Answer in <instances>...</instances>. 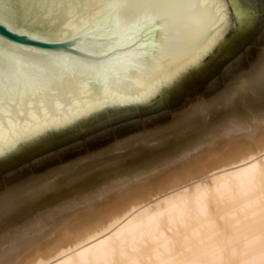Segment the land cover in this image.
Here are the masks:
<instances>
[{"label": "water", "instance_id": "obj_1", "mask_svg": "<svg viewBox=\"0 0 264 264\" xmlns=\"http://www.w3.org/2000/svg\"><path fill=\"white\" fill-rule=\"evenodd\" d=\"M149 7L0 2L6 28L40 37L0 51V188L207 99L264 47V0H177L145 26Z\"/></svg>", "mask_w": 264, "mask_h": 264}, {"label": "bare ground", "instance_id": "obj_2", "mask_svg": "<svg viewBox=\"0 0 264 264\" xmlns=\"http://www.w3.org/2000/svg\"><path fill=\"white\" fill-rule=\"evenodd\" d=\"M262 64L264 65V62ZM260 71L261 70H259L258 72ZM253 73L256 74L257 72L255 73V71L253 70ZM252 74L250 73L249 75ZM260 75L262 76L263 74ZM252 76L250 77L253 78ZM247 78L249 77L243 78L244 80L242 79V82H245V79ZM250 82L251 81H249V83ZM262 83L263 82L256 83L255 80V82L251 84V86H248L250 88H260L262 85H264V83ZM239 84H241V82ZM239 84L238 86L240 87L241 85ZM244 85H246V83ZM251 90L253 89L251 88ZM232 92L230 94L231 96H229L228 98L232 97ZM257 96L259 97V95ZM219 101L220 100H218V102ZM212 103L216 104L214 102ZM212 103H210L211 106ZM221 104L222 102H219V106H221ZM201 110H199V114H202ZM195 111L193 113H195ZM241 112L237 116H231V118L233 116L236 117L229 121L227 127H225V129L220 133V137H222L223 139H227L238 136L237 133L239 132L247 131L249 138L252 137L253 134H255V130H258L260 126H262L263 128L264 111L254 109L247 110L246 112L242 113ZM205 114L207 113H204V115ZM197 115L198 114H196L195 116L197 117ZM189 116L190 115H187V117ZM239 134L243 135V133ZM212 137L210 139H212ZM254 137H256V135ZM263 137L264 136H262L261 138ZM198 138L199 140L201 139V137ZM245 138L244 140H246ZM252 138H250V140ZM233 145L235 146V144ZM243 145L245 144L243 143ZM249 146L247 145V147L241 149L239 148L235 150L234 153L233 151L232 153L230 152L231 154L227 155L228 157L226 158L224 157V159H221L222 156H220L219 158L221 160H218L219 158H216L217 154L215 153V151L212 154H216L215 159L217 161L215 160L214 162V157L210 159L214 163H212V165L209 164V167H217L220 165L226 167L232 165L238 166L234 169L231 168L230 171H228L227 168V170L224 168L226 172L223 169L222 173L220 172L222 168H219V172L217 173L218 176L213 177V174V176H210L213 178L208 179L209 174H207V180L204 179V181H201V178L199 184H195L196 182H193L195 185L191 184L185 187L184 183V188L175 190V188H177L176 186L174 188L175 191L172 190V192H169L173 196L170 197L165 194L169 198L162 196L165 199L159 201L156 204H152L153 201L150 202L152 206L147 207L146 209L143 208L144 210H137L140 211L139 213H137L135 209L133 213L136 212L137 214L133 217L132 215H130V218L128 215L127 217L129 219L126 218L125 220L124 218V221H122L121 219H123V217L127 215V213L130 211L129 209H131L132 206L134 207L137 205V207H139V204L140 206H142L143 201L148 199L151 195H145L149 193L145 190L146 192L143 191V196L139 195L140 197L137 196L136 199V196L133 199L130 198L131 200L127 202L125 201L126 203L123 201V203H125L123 204V206H120V204L122 205V203H119V206L117 205V207L114 206V208H112V205V209L105 212V208L107 207V205H105V208H103L104 211L103 209L101 210L102 207H100L99 209L101 211L99 212L95 205H97L98 202L102 199H106V197L108 199V196H110L109 192L112 190H117L119 188L118 184L120 182L113 183L112 185L109 184L106 187H102L95 192H90L85 196L79 195L74 198L73 202H70L71 204L61 205L57 208L47 209L43 213H38L36 216L30 219L29 222L24 223L25 225L23 224L18 227L14 226V228L5 233L6 235L0 237V264H15L12 263L14 262V259L19 260L22 257L24 258L25 256L32 255L27 253L30 252L31 249H27L35 246L40 235L45 234L49 231L47 222L54 221L56 215L59 216L63 213H66L68 209H78L77 207L75 208L77 204H81L80 207L85 206H82V204H86V206L88 205L91 210L87 213L86 216H92L95 221H93L92 219L93 223H88L89 221H87L88 219L86 218L87 220H85V222L90 225L85 227L82 226L83 228H81L80 230L74 229V224H72L73 226H69L70 222L68 223V221L65 223H59L60 226L61 224H64L63 226H66L65 224H67V227H71L75 231L71 229L69 232V228L67 229V227L65 228L67 229V231H63L64 228L58 229V227H56V230H59L58 232L62 230L61 234H55L56 236L57 234L60 235L57 239L54 235V239H56V242L54 241L55 243L53 245L51 244L52 246L47 247L45 251L43 250L44 248L42 249V251H40L39 249L37 251V248L36 251L35 249H33L35 251L34 252L32 250L34 254L31 257H28L29 259L25 257L26 259H28L26 262V259H22L25 262H23L24 264H264V139H260V141L254 145V147ZM232 148H230V150H233ZM261 153H263L262 156L259 155L261 157V160L259 162L257 160L255 161L254 156ZM211 155L208 158H210ZM206 160H204V162ZM210 160H207V164L210 162ZM192 167V169L196 168L194 167V165ZM209 167H207L206 169H208ZM189 168L186 171H189ZM200 168L198 167L199 170ZM198 169L196 168L194 170L197 171ZM205 170L203 171L206 173ZM184 173L186 174V172ZM175 176H178L177 178H179V180L176 179L177 181L175 183H180L188 180L187 178H183L185 175H182L183 177L181 179L179 175ZM119 181L123 182V180ZM128 181L131 182V180ZM126 183L128 182L126 181ZM150 188L148 187L147 189L150 190ZM129 194L130 192L126 191L122 195H120V197L126 199L129 198ZM120 197L117 198L119 199ZM117 198L115 197V199ZM161 198L159 197L158 199ZM115 199L113 200L114 202H111L112 200H109L110 202H108L110 204L114 203L115 205V203H117L118 201V199L117 201ZM158 199H156V201ZM83 210L85 211V209ZM74 212L76 213V211ZM131 213L132 211L130 212V214ZM73 214L72 217L70 216L72 219H74ZM75 216H77V218L82 217L80 214H75ZM83 219L81 218V220ZM75 220V222H77V219ZM79 220L80 219H78V221ZM71 223H74V221ZM80 223L81 225L86 224L82 221ZM56 225L58 226V224ZM51 232L52 231H50V233ZM48 235L50 234L48 233ZM45 236L43 239L44 241L45 238H50ZM37 244H39V242ZM43 245H46V243H44ZM22 250H27L26 253L28 255H23L25 254L24 251L22 252L23 256L20 255L22 257L18 255V257L20 258H17V256L15 258V255ZM17 260L16 263H18Z\"/></svg>", "mask_w": 264, "mask_h": 264}, {"label": "rangeland", "instance_id": "obj_3", "mask_svg": "<svg viewBox=\"0 0 264 264\" xmlns=\"http://www.w3.org/2000/svg\"><path fill=\"white\" fill-rule=\"evenodd\" d=\"M263 52H264V47L259 52V54L249 63V65L245 68L243 72H241L239 75L233 78L232 81L223 90L208 97L207 99L201 102H198L195 105L189 106L181 111L175 112L155 123L149 124L131 133L111 139L93 148L76 153L68 158L55 162L43 169L29 173L23 176L22 178H20L19 180H16L10 184L2 186L0 188V234H1L0 237L6 235L5 233L11 230L12 228H14V226L18 227V226L23 225L24 223L29 222L30 219H32L38 213H43L47 209L57 208L61 205L71 204L70 202H73L75 197L79 195L85 196L86 194H89L90 192H95L96 190H99L102 187H106L109 184L112 185L113 183H116V182L121 183V184L120 183L118 184L119 188L117 190H112L109 192L110 196H108L109 193L107 194L108 199L106 197V199H102L101 201L98 202L97 205H95L97 209L99 210V212L103 208H105V205H107V207L109 208L108 209L106 207L105 212L107 210L110 211L112 208H114V206L117 207L119 203H122V205L120 204V206H123V204H125L127 201H130L135 196H136L135 199L139 195L143 196L144 192L146 191L149 193L145 195H151L148 199L143 201V204L141 203L142 206H140L139 204L140 208L137 207V205L134 207L132 206V208L129 209L130 211L127 213V215L123 217V219H121L122 221H124V218L125 220L126 218L129 219L130 215H132L133 217L137 213L140 212L137 210H140V209L144 210L147 207L152 206L153 203L156 204L159 201L165 199L163 198L164 196L166 198H169L167 196H170V197L173 196L172 194L169 193V192H172V190L175 191L176 189L184 188V185L186 187L191 184L192 185L199 184L200 183L199 181L201 180V178H202L201 181H204V179L208 177L207 174H209L208 179L216 177L218 176L217 173L219 172L218 171L219 168H222L220 171L222 173L223 172L222 170L224 168L225 169L227 168L228 171H230L231 168L234 169L235 167H237L238 165H232V166H227V167L220 165L217 167H209L210 166L209 164L212 165V163L215 162L216 154H217L216 158H219L220 156H222L221 159H224V157L225 158L228 157L227 155L231 154L232 151L234 153L235 150L239 148L241 149V148L247 147V145L249 146V144H250L249 147L251 146L254 147V145L258 143L260 139H264V137L261 138L262 136H264L263 134L264 125H263V128L262 126H260L258 130L257 129L255 130V134H253L252 136L253 138L252 137L248 138L247 131L239 132V133H243V135L237 133L238 136H234V137L227 138V139H223L222 137L219 136L221 135L220 133L222 132V130H224L225 127H227L229 121L235 118L242 110H244L242 112H246L247 110H254V109L259 110V111H264L263 110L264 109V95H263L264 85L261 86L262 88L261 87L260 88L251 87L253 90H251V88L249 87L251 86V84L255 82V80H256V83L258 82L264 83V65L262 64L264 62ZM253 70L255 71V73L256 72L257 73L254 74ZM259 70H261L262 73L261 71L258 72ZM250 73L251 74L253 73L252 75H254L255 77L252 75H249ZM260 74H263V75L261 76ZM256 75L259 78H257ZM245 76L249 78L245 79V82H242V79L246 78ZM250 76H252L253 78H251ZM239 81L241 82V84H239L240 83ZM249 81H251L252 83L250 82L251 83L250 84ZM245 83L246 85H244ZM238 84L241 86L239 87ZM234 87H238V88H234ZM252 91H253V94H252ZM231 92H232V97L228 98L229 96H231L230 95ZM257 95H259V97L261 98H259ZM218 100H220L219 102L220 103L222 102L224 106L222 104L221 106H219ZM212 102L216 104H213ZM210 103H212V106ZM194 109L197 111H195ZM199 110L202 111L201 112L202 114L198 113L200 112ZM194 111L199 116L197 115L196 117L195 116L196 114L193 113ZM204 113H207V114L204 115ZM187 115H190V116L187 117ZM232 115H236V116H233L231 118ZM194 116L196 117V119ZM225 119H227L228 121ZM208 132H209V135H208ZM255 135L256 137H254ZM198 137H201V139L199 140ZM211 137L212 139H210ZM197 138H198V141H197ZM244 138L246 140H244ZM250 138L252 139L250 140ZM243 143L245 145H243ZM233 144H235V146ZM232 145H233V148H232ZM199 146L201 147L202 151L200 150ZM230 148H232L233 150H230ZM222 150H224L225 152ZM214 152L216 154H212ZM262 154L263 153L255 155L254 156L255 161L257 160L259 162L261 160L260 156H262ZM210 155L211 157L208 158ZM213 157H214L213 159L214 162L210 160ZM206 159L208 161L210 160L208 164H207ZM221 159L219 158L218 160H221ZM204 160L206 161L204 162ZM190 165L191 167L194 165V167H196L197 169L198 167L199 168L201 167V168L200 170L198 169L196 171L194 170L196 168L192 169L193 167L191 168ZM207 167L209 168L206 169ZM188 168H189V171H186ZM203 170H205L206 173ZM184 172H186V174ZM187 172L189 175L187 174ZM175 175H179L180 179L185 175L183 178L185 179L187 178L188 180L180 182V183H175L177 180H179V178H177L178 176L176 177ZM210 176H213V177H210ZM126 179L131 180V182H129ZM119 180H123V182ZM126 181L128 183H126ZM193 182L194 183L196 182V183L194 184ZM176 186L177 188H175ZM148 187L149 188L152 187L153 189L150 188L149 190L147 189ZM126 191H129L131 194V195L129 194L128 196L129 198H126V199L121 198L120 195H122ZM133 193L136 195H134ZM115 197L116 198L120 197L119 199L117 198L119 202L117 201V199H115ZM159 197L160 198L162 197V198L158 199ZM114 199L117 201V203H115V205L114 203L110 204L109 202L110 201L114 202L113 201ZM156 199L158 200L156 201ZM123 201L124 202L126 201V202L123 203ZM150 202H152V204ZM83 205L86 206V204H82V206ZM80 206L81 204L79 205L77 204L75 208L77 207L78 209H75V208H74L75 210H72V208L70 210L68 209L66 213H63L59 216L56 215L54 221L47 222L49 226V231L45 234L40 235L38 239L39 244H37L38 242L35 244V246L37 247L33 246L32 248H28L27 250L31 249L30 252H27V250H22L15 255V258L16 256L17 258H20L23 255H28L27 253L33 255L34 254L33 249H35L36 251V248H37V251L38 249L42 251L43 248H44L43 250L45 251L47 247L52 246L56 242L55 240L60 236L59 234H57V236L55 234L62 233V230L58 232L59 230H56V227H58V229L64 228L63 231H67V229L69 228L68 229L69 232L71 229H73L71 227H67V224H65L66 226H63L64 224H61L60 226L59 223H65L68 221V223L70 222L69 226H73L72 224H74L73 227H75L74 229H77V230H80L81 228H83L82 226L85 227V226L90 225L85 222V220L87 219H88L87 221H89L88 223H93L95 219H93L92 216H88V217L86 216L87 213L91 210L89 206L87 205L86 206L87 208L85 206L84 207H80ZM100 207H102L101 210L99 209ZM80 208L85 209V211L83 209L81 210ZM135 209L137 213L136 212L133 213ZM74 211H76V213ZM131 211L133 214L132 213L130 214ZM72 214H73L74 219L71 218ZM75 214L77 215L80 214L82 216L81 218L82 219L84 218L83 219L84 221L81 220V218L79 217L77 218ZM128 215H129V218L127 217ZM60 217H63V218H60ZM75 219H77L78 223L75 222L76 221ZM78 219H80L82 222L86 224L81 225L80 223L81 221L79 220L80 221L79 222ZM71 220H73L74 223H71L73 222ZM56 224H58V226ZM66 227L67 229H65ZM74 229L73 231H75ZM50 231H52L51 232L52 234L50 233ZM48 233L50 235H48ZM54 235L56 239H54L55 238ZM44 236L50 237L49 238L50 240L48 238H45V241H44L43 240ZM41 240H43L44 242ZM44 243H46V245L48 246L43 245ZM24 251H25V254L22 255V252ZM18 255L19 256L22 255V256L18 257ZM32 255H28L25 257L28 258V257H31ZM25 257L24 258L22 257L20 259L25 260L26 259ZM20 259L19 260L16 259L18 263L21 262ZM28 259H26L25 262ZM16 260L14 259V262L12 263L18 264L16 263ZM24 260H22V262L19 264H22Z\"/></svg>", "mask_w": 264, "mask_h": 264}, {"label": "snow or ice", "instance_id": "obj_4", "mask_svg": "<svg viewBox=\"0 0 264 264\" xmlns=\"http://www.w3.org/2000/svg\"><path fill=\"white\" fill-rule=\"evenodd\" d=\"M3 2V0H0ZM21 2L28 3L29 0H21ZM106 3L118 7L121 5H129V4H139V5H148L150 6L148 10H142L139 14L138 20L145 26L151 23L159 22L161 17L157 14V9L151 6H167L177 2V0H105ZM219 19V17H217ZM218 27H222V24ZM17 37H21L24 41L28 40H36L39 41L40 37L37 36H29L26 32H17L13 29L6 28L3 21L0 20V51H2L5 47H11L17 44L19 41ZM75 37L72 38L75 41ZM43 43H47L48 41H41ZM67 46V42H63ZM200 57H195L185 68L174 75L171 78L170 83L165 87H175L179 85V83L184 79L186 74H190L192 71H195L197 66L200 63ZM2 75H0V82H2Z\"/></svg>", "mask_w": 264, "mask_h": 264}]
</instances>
